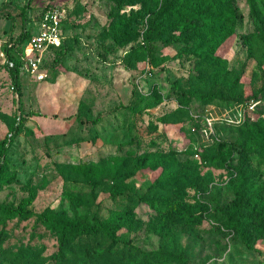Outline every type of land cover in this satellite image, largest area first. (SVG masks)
Returning a JSON list of instances; mask_svg holds the SVG:
<instances>
[{
    "label": "rangeland",
    "instance_id": "rangeland-1",
    "mask_svg": "<svg viewBox=\"0 0 264 264\" xmlns=\"http://www.w3.org/2000/svg\"><path fill=\"white\" fill-rule=\"evenodd\" d=\"M27 1L0 0V141L8 139L0 203L90 223L130 207L114 247L126 258L115 264H182L153 258L168 251L188 264H264V41L250 0H236V34L218 50L221 61L205 56L208 39L163 0H32V36L42 13L58 8L63 40L44 53V78L21 71L18 117L2 45L21 34ZM32 36L14 56L34 53ZM92 243H63L35 218L0 211V264H109L86 257Z\"/></svg>",
    "mask_w": 264,
    "mask_h": 264
},
{
    "label": "trees",
    "instance_id": "trees-1",
    "mask_svg": "<svg viewBox=\"0 0 264 264\" xmlns=\"http://www.w3.org/2000/svg\"><path fill=\"white\" fill-rule=\"evenodd\" d=\"M32 0H28L24 5V17H23V28L18 38H11L2 45L3 52L7 61L13 60L15 62L14 67H10L9 71L12 79L13 88L17 94L18 102V117H21V105H22V81H21V67L22 59L14 56V47L22 44L25 40L32 36L31 27H27L26 10L30 7ZM251 13L257 25L260 26L262 33L259 34V38L264 41V12L260 11V7L257 1L250 0ZM237 3L236 0H163V10L166 7H170L172 17L180 18L183 23L187 26H192L196 32H199V38L208 39L209 45L205 48V56L208 58H214L215 60L221 61V56L218 55V50L221 46L228 41L229 38L236 34L238 15L236 11ZM121 22L131 23L133 22L132 17H122ZM156 34L154 27H150L146 32V37L149 43L146 46L148 55L154 56L155 45L152 43V39ZM62 46V45H60ZM50 48L55 51L60 49L59 47ZM49 50V51H50ZM59 55L64 53L61 49L58 51ZM226 72V71H225ZM197 98L208 100L211 98L210 94L201 92L193 93ZM128 107V106H127ZM136 111L135 107H130ZM40 115L37 112H32L31 115ZM100 117L92 119V122L97 123ZM22 125L20 122H16L11 128V137L14 138L20 134ZM264 139V136L262 137ZM8 139L0 141V157L3 161L0 162V181H3V166L4 161L7 159V147ZM209 160L216 162L220 159L217 156H209ZM112 196L119 194L117 186H113L110 189ZM241 193V192H239ZM139 202H142L149 207L156 209H169V203L166 200L157 199L156 197H146L140 195ZM130 207L125 208L121 212L114 213L107 218H102L98 213L94 215V221L90 222H78L69 219L66 215L45 211L42 213H36L30 209H26L23 206L14 207L0 203V211L7 213L12 216H20L25 218H35L38 225H43L53 232H57L62 239V242H66L70 239H84L89 241L94 240V243L88 246L85 254L87 258L97 257L98 259H109V264H115L126 258L125 249H115L116 244L120 240L119 231L122 227L128 229L130 225L129 217H132V212L129 210ZM97 241L100 244H97ZM104 242H109L107 247H103ZM69 251V250H68ZM150 254H146L149 256ZM63 259L67 256L66 253L62 254ZM129 256V255H128ZM127 256V257H128ZM155 260L169 262L173 259H178L182 264L187 263V257L184 252L175 254L172 251H168L162 254L161 257L154 256Z\"/></svg>",
    "mask_w": 264,
    "mask_h": 264
},
{
    "label": "built area",
    "instance_id": "built-area-1",
    "mask_svg": "<svg viewBox=\"0 0 264 264\" xmlns=\"http://www.w3.org/2000/svg\"><path fill=\"white\" fill-rule=\"evenodd\" d=\"M62 11L58 8L43 12L39 19V27L32 36L30 47L32 55L22 57V70L36 74L40 79L44 78L45 73L41 71V63L46 51L50 48L58 47L62 44L60 22ZM10 67L15 66L13 60L8 61Z\"/></svg>",
    "mask_w": 264,
    "mask_h": 264
}]
</instances>
